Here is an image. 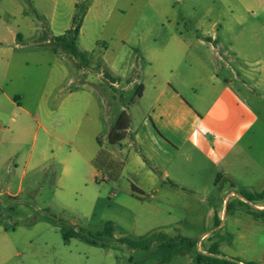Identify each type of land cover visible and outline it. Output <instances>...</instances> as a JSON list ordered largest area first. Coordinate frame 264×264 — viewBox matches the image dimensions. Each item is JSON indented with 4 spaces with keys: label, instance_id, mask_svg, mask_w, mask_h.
<instances>
[{
    "label": "crops",
    "instance_id": "1",
    "mask_svg": "<svg viewBox=\"0 0 264 264\" xmlns=\"http://www.w3.org/2000/svg\"><path fill=\"white\" fill-rule=\"evenodd\" d=\"M81 1L0 0V264H74L66 251L23 250L31 241L22 236L26 231L49 230L46 225L53 220L48 212L31 222V230L16 224L21 221L2 226L10 218L4 207L32 208L46 178L55 181L54 202L69 186L86 191L105 183L91 198V207L89 198L83 203L94 208L101 195L115 201L119 190L137 201L149 195L169 204L196 198L198 173L209 174L224 195L210 209L217 231L200 238L218 234L222 217L242 209L228 205L229 199L264 193V0H198L204 3L202 11L187 13L175 7L182 0H147L162 20L150 30L153 45L142 57L145 70L135 64L137 73L130 81L131 69L115 75L110 63L94 58L97 46L82 47L96 0H87L78 39L85 62L54 41L72 28ZM113 1L118 10L142 0ZM172 13L195 21L191 27H174L165 20ZM66 14L71 23L62 20ZM27 35L32 38L28 43ZM100 63L101 71L93 70ZM44 64L49 69L43 77L39 68ZM34 68L39 73L28 75ZM72 68L78 69L76 76ZM15 80L25 83L22 91L12 88ZM123 85L125 94L135 92L128 108L123 94L120 100L115 95ZM95 104V123L104 131L90 137L82 124ZM123 113L130 124L122 142L112 146L108 137ZM67 120L73 129L64 131L66 136L60 123ZM252 203L264 212V199ZM238 236L245 241V232Z\"/></svg>",
    "mask_w": 264,
    "mask_h": 264
},
{
    "label": "rangeland",
    "instance_id": "2",
    "mask_svg": "<svg viewBox=\"0 0 264 264\" xmlns=\"http://www.w3.org/2000/svg\"><path fill=\"white\" fill-rule=\"evenodd\" d=\"M86 2L84 1V6ZM94 2L92 3L93 12L86 25L84 38L81 40L82 47H85L86 44L97 46L94 58H102L110 63L114 68L115 75L123 76L128 69H131L130 78H128L130 81L137 73L135 69L132 70L135 64H141L145 70L146 64L142 62V57L153 45L150 30L162 19L155 16L157 13L155 7L147 3V0L133 4L132 8L131 6L120 7L118 10L113 8V0H96ZM203 4L198 3V0H182V3L175 4V7H178L179 12L187 13L191 10L202 11ZM175 14H169L165 18V20L172 21L174 27H177V23L180 24H178L180 27H185L184 23L191 27L189 23L195 21L183 19L181 16H175ZM66 15L67 18L63 17L62 20L65 24L71 23L70 15ZM60 31L57 28L55 33H60ZM38 36L36 35V38ZM25 39L26 43L32 40L29 35L25 36ZM237 46L242 47L241 40L237 41ZM219 52L221 56L225 57L224 51L219 50ZM226 60H230V57L228 56ZM99 65L93 70L101 71V67L104 66H101V63ZM39 69L44 71V77L47 75L46 71L49 67L44 64L43 68L40 67ZM39 69L34 68L32 71H27L28 75L33 76L35 72L39 73ZM77 70L72 68V74L76 76ZM22 83L15 80L12 88L22 91L21 89L25 86V83H23L24 85ZM124 87L125 85L117 89L118 92L115 95L120 100V95L123 94L122 100L128 108L131 105L130 95H135V92L131 90L125 94ZM33 97L32 93V103ZM96 108L97 104L91 107L87 113L86 121L82 124V130L89 133L90 137L104 131L103 127H99L95 123ZM260 111L263 113L261 108ZM70 123L71 120L60 123L61 131L66 136L65 132L71 133L73 129L70 127ZM97 125V129H95ZM43 181L47 182L42 184V188L38 192L39 195L33 196L32 208L12 203L4 207L5 215L10 217L2 224L4 227L10 228L12 225L10 223L21 221L20 224H16H22L25 226L24 228L31 230V222L45 216L44 212H48V216L52 217L49 219L53 221L50 222V225H46L49 226L48 231L42 232L36 229L34 234L26 231L25 235H22L32 241H30L31 243L26 242V248L23 250L27 252L66 251V257L68 256V260L74 264H102L101 261L104 264H201L198 260L199 255L212 257L211 248L219 244L220 251L225 255L235 257V259L246 263L264 264V222L255 219L250 214V212L256 211V208L252 207V204L255 203L248 200L246 205H241L242 201L239 199H229L228 205L233 204L242 209L238 208L234 214L230 212L227 217H222L223 226L218 230L220 231L218 234L200 238L203 233L210 234L217 231L214 227V221L210 217V209L214 207L213 200L215 198L222 200L224 195L220 193L219 187H214V179L211 180L209 174L201 177L198 173L199 186L198 197L196 198L190 196L187 199H179V201L169 204L164 199L152 200L149 195L145 201H137L119 190V197L115 201L112 202V198L104 194L101 195L102 198L96 205L94 203V208H88L83 203L87 202L86 199L89 198V207H91V198L102 191V185L105 183L99 182L101 186H93L92 189L89 188L86 191L69 186V189L61 190L62 198L54 202L52 200L54 192L52 186L55 182L53 177L43 179ZM206 185L209 188L208 191H206ZM204 197L207 198V202L204 201ZM157 207L160 209L159 212H157ZM169 207L171 208V216L169 215ZM194 210H197L198 213L194 214ZM237 219L243 224L237 225ZM108 223L114 226V233L112 236H102L101 234L105 231ZM61 229L82 230L83 236L67 245ZM240 231L245 232V241L238 236ZM159 233L170 238L165 247L161 243H156L149 250H143L133 249L132 246L121 243V240L133 242L146 240ZM46 236L48 238L45 240ZM215 236L219 238L220 242L214 240ZM87 238L97 243L91 244ZM184 238L193 239L186 241ZM19 248L24 247L19 246ZM220 258L222 257L220 256ZM202 264H212V262L207 260Z\"/></svg>",
    "mask_w": 264,
    "mask_h": 264
},
{
    "label": "trees",
    "instance_id": "3",
    "mask_svg": "<svg viewBox=\"0 0 264 264\" xmlns=\"http://www.w3.org/2000/svg\"><path fill=\"white\" fill-rule=\"evenodd\" d=\"M84 1L86 2L87 0ZM84 1L76 5V14L73 19L72 28L68 30L64 35L56 37L54 40L56 43L60 44L64 50L68 51L71 55H73L78 59H81L82 62L86 61V56L79 49L78 39L88 9V1L85 3V6L83 5ZM129 124H130V118L126 113H123L109 134L108 140L110 145L116 146L122 142V140L125 138V132L128 129ZM132 190L135 193H140L133 186H132ZM242 196L249 202H254L259 199H264V193L262 194L242 193ZM241 203H242L241 205H246V203L244 202ZM250 214H252L256 219L264 220V212L252 211L250 212ZM82 232H83L82 230L77 231L76 229H72V230L61 229V233L63 235V239L65 243H69L72 239H78L82 237L83 236ZM113 233H114V226L111 223H108L105 231L101 235L112 236ZM169 239L170 238L167 235L163 233H159L152 235L146 240L142 239L136 242H133L131 240H121V243L128 244L132 246L133 249L149 250L156 243H161L165 247L169 242ZM184 239H186V241H192L191 239L188 238H184ZM87 241L91 244L97 243L96 241L88 238ZM210 253L212 257L199 255L198 257L199 263L202 264L204 261L211 260L212 264H256V263H246L242 260L222 255L219 249V244L214 245L211 248ZM220 256L222 258H220Z\"/></svg>",
    "mask_w": 264,
    "mask_h": 264
},
{
    "label": "built area",
    "instance_id": "4",
    "mask_svg": "<svg viewBox=\"0 0 264 264\" xmlns=\"http://www.w3.org/2000/svg\"><path fill=\"white\" fill-rule=\"evenodd\" d=\"M242 201L245 202V203L247 202V200H244V199ZM256 207H257L258 210L261 209V207H259V206H256Z\"/></svg>",
    "mask_w": 264,
    "mask_h": 264
}]
</instances>
